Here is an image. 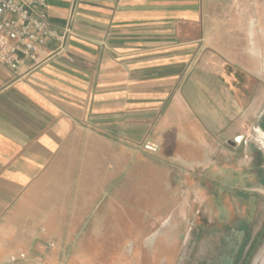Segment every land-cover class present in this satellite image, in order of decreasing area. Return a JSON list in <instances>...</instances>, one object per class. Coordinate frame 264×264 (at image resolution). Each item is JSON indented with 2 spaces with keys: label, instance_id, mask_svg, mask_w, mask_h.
<instances>
[{
  "label": "crops",
  "instance_id": "0c3cea01",
  "mask_svg": "<svg viewBox=\"0 0 264 264\" xmlns=\"http://www.w3.org/2000/svg\"><path fill=\"white\" fill-rule=\"evenodd\" d=\"M241 2L48 0L66 43L26 74L0 63V260L11 219L38 210L37 197L94 205L133 151L177 173L251 171L264 67L249 63L258 43Z\"/></svg>",
  "mask_w": 264,
  "mask_h": 264
},
{
  "label": "rangeland",
  "instance_id": "374dc122",
  "mask_svg": "<svg viewBox=\"0 0 264 264\" xmlns=\"http://www.w3.org/2000/svg\"><path fill=\"white\" fill-rule=\"evenodd\" d=\"M239 8L250 18L245 31L252 25L256 32L258 51L249 63L263 68L264 0H242ZM229 54L244 61L250 53ZM244 165L243 176L215 168L190 175L133 151L131 162L111 165L114 174L94 205L76 195L37 197L38 210L13 217L0 264H214L220 251L241 242L247 250L252 241L247 264H264V186L251 183ZM106 176L100 173L101 184ZM85 177L98 183L90 173Z\"/></svg>",
  "mask_w": 264,
  "mask_h": 264
},
{
  "label": "built area",
  "instance_id": "2783aa9c",
  "mask_svg": "<svg viewBox=\"0 0 264 264\" xmlns=\"http://www.w3.org/2000/svg\"><path fill=\"white\" fill-rule=\"evenodd\" d=\"M48 6V0H0V63L26 74L53 55L51 42L66 43L69 30L49 21Z\"/></svg>",
  "mask_w": 264,
  "mask_h": 264
},
{
  "label": "flooded vegetation",
  "instance_id": "af4514ba",
  "mask_svg": "<svg viewBox=\"0 0 264 264\" xmlns=\"http://www.w3.org/2000/svg\"><path fill=\"white\" fill-rule=\"evenodd\" d=\"M253 153L251 171L247 172L250 177L251 183L256 186H264V103L263 106L254 120L251 135L249 140L246 142ZM246 239V233L249 230L247 227L243 226L239 228ZM255 242V241H254ZM254 242H251L250 247L245 250V245L243 242L237 246V248H232L229 253L227 251H220V256L214 257L215 260H220V263L214 262V264H233L230 260L235 261V264H247V260L252 256L254 252ZM224 249V248H223ZM226 249V248H225ZM217 253H215V256Z\"/></svg>",
  "mask_w": 264,
  "mask_h": 264
}]
</instances>
